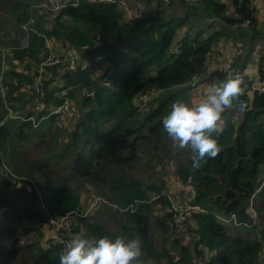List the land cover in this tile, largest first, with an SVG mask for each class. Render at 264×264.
I'll return each mask as SVG.
<instances>
[{
  "label": "trees",
  "instance_id": "obj_1",
  "mask_svg": "<svg viewBox=\"0 0 264 264\" xmlns=\"http://www.w3.org/2000/svg\"><path fill=\"white\" fill-rule=\"evenodd\" d=\"M37 1L0 0V75L5 76L4 97L0 92V171L7 166L9 176L27 178L24 181L45 192V213L39 203H24L40 211L30 216L37 221V228L31 229H38L47 214L58 218L70 213L69 234L115 239L85 214L76 193L81 185L123 212L126 224L121 231L140 240L146 259L159 264H264V91L240 98L246 104L243 113L238 107L225 112L223 131L213 134L221 147L215 158L195 169L188 149L175 161V174L184 186L178 191L180 199L192 208L184 231L176 233L172 222L168 224L169 213L154 215L156 202H145L146 197L157 196L152 200L167 205L160 194L161 182L143 185L129 169L143 154L154 159L160 152L168 154L170 142L162 118L174 102H186L187 92L197 88L190 85L194 78L208 84L222 82L224 71H209L208 66L215 63V51L225 55L226 47L219 43L231 30L244 25L253 32L259 26L253 0H171L167 5L161 0H131L142 13L132 20L124 19L117 3L81 2L58 13L40 14L37 5L32 6ZM32 18L28 48L20 49L22 26ZM208 19H215L219 27ZM47 40L56 46L54 51L70 47L80 60L73 71L61 65L48 67L40 97L32 88L33 76ZM18 62L22 70L15 69ZM256 73L264 86L263 62ZM172 89L157 106L151 105ZM145 92H153L148 98L151 108L140 112L138 96ZM60 93L77 114L68 121L72 131L66 133L67 143L44 154L52 133L33 128L31 118L38 125L54 121L50 110L64 100L58 98ZM65 155L67 162L59 165L55 159L64 160ZM0 186L3 194L17 200L27 192L1 174ZM29 197L38 199L34 192ZM92 199L89 195L88 202ZM1 206H8L6 198L0 199L4 214ZM128 206L131 211H125ZM250 206L254 220L246 213ZM102 208L110 211L106 205ZM4 218L9 222L0 218V264H59L60 249L19 244V236L29 234L28 229L12 224L8 214ZM150 228L162 238L157 249ZM185 234L188 241L179 244Z\"/></svg>",
  "mask_w": 264,
  "mask_h": 264
},
{
  "label": "rangeland",
  "instance_id": "obj_2",
  "mask_svg": "<svg viewBox=\"0 0 264 264\" xmlns=\"http://www.w3.org/2000/svg\"><path fill=\"white\" fill-rule=\"evenodd\" d=\"M43 1L44 0H39L37 2H34L32 6L37 5L36 8L38 9L40 14H50V12H47L38 7V5L42 3ZM126 2L128 3V5L126 4ZM161 2L163 5H167L169 2H171V0H169L168 3H164L162 0ZM134 4L135 3L132 2L131 0L129 1L124 0L123 2L122 1L118 2L119 6L123 7L124 9L126 7L128 10V12L126 13L124 12V15L126 17V18L124 17V19H127V16L129 17V14L137 13V10L135 12H132ZM253 4L256 7V16H257V20L259 23V26L257 25V28L253 30L254 33L250 32L247 26L242 25V27L239 29L231 30L229 35H227V37H225L224 40L221 39L220 41L221 43L219 44L220 45L223 44L222 46L226 47V50H227L225 51V55H224L226 58L224 60V62H226L225 64L226 68L229 66L232 68H238V69L242 68L243 69L242 71H244L248 75L249 79L250 78L258 79L256 77L258 65L260 62L264 63V0H253ZM208 20L213 25V27L215 28L219 27L217 26L218 24H216L215 19H208ZM33 24H34V20L32 18L28 21V23L22 26V29L24 26L32 29ZM22 31H23V37H22V41H23L25 31L24 30ZM191 33H192L191 35L194 34L193 31ZM29 40H30V36L28 39L27 46L29 44ZM46 45H47V48L45 49L44 54L40 56L38 65L36 67V73L33 76L34 83H33L32 88L37 94H39L40 97L43 96L41 88H40L41 81L43 79L44 73L46 72L47 68L50 66H46L43 72H39L38 68L41 62H43L48 57L50 49L54 51L56 47V46L54 47L52 45V42L49 40H47ZM58 45L60 44L58 43ZM19 48L22 49L21 47ZM61 50H66L65 54L67 56H70L72 54V50L70 47L63 46V48L61 47L57 51H61ZM214 54H216V51L214 52ZM212 64H214V68L220 69L223 72L222 69L224 67L222 63L215 61V63H212ZM54 66H58V65L56 64ZM15 69L22 70L23 67L18 62L15 64ZM3 77L5 78V76L1 74L0 75V92H1V95L4 97L5 86L3 85ZM193 81L195 82V84H198L199 83L198 77L194 78L191 82ZM222 81H223V78H222ZM35 84H37V90L35 88ZM253 84L255 86L259 85L257 80H255ZM174 91L175 89H172L167 93H162L158 96L157 99H154L155 97H153L151 100L153 99L154 100L152 101L151 105L154 107L157 106L164 98L167 97L168 93H173ZM203 91L204 90L202 89L201 86H197V88L191 89L190 91L187 92V95L189 96V98L186 100L185 103H188L189 105L198 103L199 100L202 98L201 93ZM151 94H153V92H145V93L139 94L137 106L140 112H146L147 109L151 108L149 107L150 105L148 104V98H150ZM62 95H65V93H60L57 96L58 98L64 99ZM64 102H67V106H68L67 112L62 111L56 114L54 113V110L58 106L54 109L52 108L50 110V114H53L56 116H54V121H51L50 123L41 124V122H43L41 121L40 124L38 125V121H36L35 118H31V122L33 123V126H34L33 128H37L38 130H43V131L50 130L52 133V136H49L47 142L45 143V146L47 147V151L44 154L49 153L55 149L61 150L63 145H65L68 140L66 133L69 134L72 131V129L68 127V121L70 122L71 118L73 116H76L77 109L72 104L71 105L69 104L68 99H64L62 103ZM4 106L6 107V111L9 113V116L12 117L10 105L7 101H5ZM38 108H41V102L38 103ZM36 110L38 109L36 108ZM111 124L112 123H109L107 127L109 128ZM54 137L56 138L57 146L55 144ZM169 142H170V145H169L168 154L160 152V154L155 159L152 158L151 156L147 157L145 156V154H143L141 157H139L137 162L133 163L132 168L129 167V169L131 170L130 174H132L138 180H141L143 182V185L150 183V186H159L158 184L161 182L160 194H162V196H165L167 205L166 206L162 205V203L158 202V200H152V199H156L157 196H154L153 198L148 196L146 197L147 200L145 202L147 203L156 202V204L153 206L154 215L165 213V212L169 213L170 221L168 222V224L172 222L175 232L179 233V232L184 231L183 225L188 220V214L192 210V208L190 207L189 204L182 202V200L180 199V193L178 191L182 190L184 186L181 185L179 180L177 179V176L175 174L174 164H175V161H177V158L179 156L183 157L184 156L183 152L185 153L188 149H179L178 147L174 146L170 138H169ZM14 148L18 149L16 142L14 143ZM65 156L66 158L64 160L55 159V161L59 162L58 163L59 165L60 164L63 165L68 160V156L67 155ZM0 174L6 177L10 182L12 183L16 182V186L21 185L22 187H25V189L27 190V192L22 193V195L24 196L23 200H17V197L14 198L10 194H3L0 191V199L3 200L6 198V203L8 205L6 207L1 206V210L4 211V214L0 213V218L6 222H9V219L4 218V216L8 214L10 218L12 217L14 219L12 224H17L23 228L28 229V231L26 232H29V234H21V236H19V240H18L19 244L33 242L35 243L36 248L46 247V245L49 242V236H50V232L52 228L48 226L47 222H42L38 226V229L36 230L31 229L33 227L37 228V221L30 219V216L38 209L30 208L24 205V203L26 202H29L33 206L39 203L40 204L39 210L42 213H45L47 209L42 203V199L44 197L45 192L39 187L36 188L34 184L24 181V179H27V178H17V177L9 176L8 175L9 170L7 169V166L4 167V170L0 171ZM75 183H76L75 181H72L69 183L71 184V187L73 189H74ZM80 186L81 185H77L78 191L76 193L80 196V201L82 203L83 208L86 207L85 214H87L90 220L93 219L94 221L99 222L98 225H100L105 231L114 234L116 238L121 237L124 239H138L137 237H126L123 231H121V226L126 224V221L122 215L123 212L115 211L116 209L114 207H112L113 208L112 209L110 207V204L108 203L104 204L103 202H101L100 200H103L102 198L95 197L93 193L87 190V187H80ZM11 190H13V188ZM32 192H34V194L38 198L36 199V201H32L29 197V195ZM89 195L93 197V199L90 202H88ZM102 205L108 206L110 208V211L104 210L102 208ZM251 207H252L251 208L252 211L248 207L249 209L246 210V212L249 214L248 216H250L254 220L255 212L253 213L254 208L253 206ZM131 208L133 207L128 206L127 208H125V211L126 210L131 211L130 210ZM184 208H188V210L184 211ZM174 212H180V214L179 215L174 214ZM48 215H51V214H47L45 217H47ZM176 222L179 225H176ZM70 224L72 225V219H71ZM69 230H70V227L68 229L59 231V236L63 238L64 240H66L68 243L71 241V239L75 235H78L77 233L69 234ZM151 231H152V228L149 229V234L152 236V239H153L152 244H153L154 249H157L158 243L161 241L160 240L161 237H159V235L157 234L154 235V233ZM167 237H170V239L172 240L171 235ZM6 240L9 242L8 239ZM187 241H188V237H187V234H185L180 238L179 244H186ZM141 257L138 259L136 264H159L154 259L150 260V259L144 258L143 254L141 255ZM161 264H164V262L161 261Z\"/></svg>",
  "mask_w": 264,
  "mask_h": 264
},
{
  "label": "clouds",
  "instance_id": "obj_3",
  "mask_svg": "<svg viewBox=\"0 0 264 264\" xmlns=\"http://www.w3.org/2000/svg\"><path fill=\"white\" fill-rule=\"evenodd\" d=\"M243 84L238 75L209 84L198 103L174 102L162 118L163 129L174 146L191 151L193 168H200L208 158H215L221 151L213 134L223 131L225 112L236 107L241 113L246 110L245 102L240 99L244 94ZM141 255L139 239H88L75 235L60 256L59 264H136Z\"/></svg>",
  "mask_w": 264,
  "mask_h": 264
},
{
  "label": "built area",
  "instance_id": "obj_4",
  "mask_svg": "<svg viewBox=\"0 0 264 264\" xmlns=\"http://www.w3.org/2000/svg\"><path fill=\"white\" fill-rule=\"evenodd\" d=\"M119 1L123 2L124 0H44L42 3H40L38 5V7L47 11V12H50V13H58L64 9H66L67 7H77L81 2H91V3L108 2V3H117L118 4ZM162 1L164 3L169 2V0H162ZM126 4L128 5L127 2H126ZM119 7L121 8L122 14L125 17L124 12L125 13L128 12L127 8L125 7V9H124L121 6H119ZM136 10H137V5H134L132 12H135ZM140 17H142V13H141V11L137 10L136 14H134V13L129 14V17L127 16V19L132 20V19L140 18ZM23 30L25 31V34H24V38H23V41H22L21 46H20L21 48H25L27 46L28 39H29L28 34L30 31H32L31 28L26 27V26L23 27ZM48 47H49V45H48ZM65 51L66 50L52 51L50 49L48 57L43 62H41V64L39 65V68H38L39 72H43L46 66H54L56 64L64 66L65 69L68 71L75 70V66L79 63V60H80V58H78L79 56H77L75 53H73V51H72V54L70 56H67L65 54ZM225 51L226 50L224 49V52ZM214 55L215 56H214L213 61L214 62L218 61L219 63H222V65L224 67L222 69L225 73L223 81H226L228 78L233 77V76H237V75L242 77V79L244 81V84H243L244 94H243V96H250L256 91H259V92L264 91V86H262V84H260L257 81L259 85L255 86L253 84L255 82V80L251 79V78L249 79L248 75L244 71H242L241 69H233V68H230V66L226 68L225 67L226 62H224V60L226 58H225L224 54L222 55L221 53L220 54L217 53ZM190 85L192 87L201 86L204 90L205 86H207L209 84L205 81H202V82H199L198 84H195V82L193 81L190 83ZM35 88L37 90V84H35ZM67 110H68L67 102H64L54 110V113L58 114L62 111L67 112ZM249 208L252 211V209H251L252 207L250 206ZM249 208H247V210ZM187 210H188V208H184V211H187ZM253 213H254V211H253ZM174 214L179 215L180 212H174ZM221 220L223 222L226 221L225 223H229V220H224L223 218H221ZM176 221H178V220H176ZM45 222H47L48 226H50L52 228V230L50 232L49 242L46 245V247H44V248L45 249L54 248V247L58 248V249H60L61 255H62L66 251V247L68 245V242L59 236V231L64 230V229H68L70 227V225H71L70 224V222H71L70 213H68L67 215L65 214L63 216H60L58 218L53 217L51 215H48L47 220ZM176 225H179V224L176 222Z\"/></svg>",
  "mask_w": 264,
  "mask_h": 264
},
{
  "label": "crops",
  "instance_id": "obj_5",
  "mask_svg": "<svg viewBox=\"0 0 264 264\" xmlns=\"http://www.w3.org/2000/svg\"><path fill=\"white\" fill-rule=\"evenodd\" d=\"M135 3V2H134ZM136 4V3H135ZM211 63H213V62H211ZM208 69H209V71H212L213 69H215L214 68V64H209V66H208ZM257 80V79H256ZM258 81V80H257Z\"/></svg>",
  "mask_w": 264,
  "mask_h": 264
}]
</instances>
